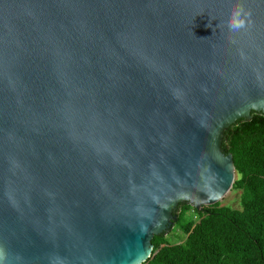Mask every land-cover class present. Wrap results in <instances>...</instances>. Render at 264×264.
<instances>
[{
	"label": "water",
	"instance_id": "95a60500",
	"mask_svg": "<svg viewBox=\"0 0 264 264\" xmlns=\"http://www.w3.org/2000/svg\"><path fill=\"white\" fill-rule=\"evenodd\" d=\"M253 112L264 0H0V264H143Z\"/></svg>",
	"mask_w": 264,
	"mask_h": 264
},
{
	"label": "trees",
	"instance_id": "16d2710c",
	"mask_svg": "<svg viewBox=\"0 0 264 264\" xmlns=\"http://www.w3.org/2000/svg\"><path fill=\"white\" fill-rule=\"evenodd\" d=\"M221 148L233 159L238 207L218 202L198 211L180 203L173 227L153 237L143 264H264V115L236 121Z\"/></svg>",
	"mask_w": 264,
	"mask_h": 264
},
{
	"label": "clouds",
	"instance_id": "9594fccd",
	"mask_svg": "<svg viewBox=\"0 0 264 264\" xmlns=\"http://www.w3.org/2000/svg\"><path fill=\"white\" fill-rule=\"evenodd\" d=\"M242 13L243 16L249 15V13L244 12L243 6L241 4H236L229 9V15L224 23L230 31H236L245 27V19L242 18ZM208 26L211 27V24H209Z\"/></svg>",
	"mask_w": 264,
	"mask_h": 264
},
{
	"label": "rangeland",
	"instance_id": "374dc122",
	"mask_svg": "<svg viewBox=\"0 0 264 264\" xmlns=\"http://www.w3.org/2000/svg\"><path fill=\"white\" fill-rule=\"evenodd\" d=\"M239 192L233 191L232 189L225 195V197L220 201L221 205L229 206L232 208L238 207Z\"/></svg>",
	"mask_w": 264,
	"mask_h": 264
}]
</instances>
